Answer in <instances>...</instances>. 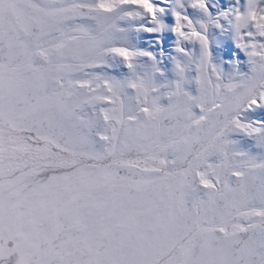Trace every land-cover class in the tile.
<instances>
[{"label":"snow or ice","instance_id":"6c2138e0","mask_svg":"<svg viewBox=\"0 0 264 264\" xmlns=\"http://www.w3.org/2000/svg\"><path fill=\"white\" fill-rule=\"evenodd\" d=\"M0 264H264V0H0Z\"/></svg>","mask_w":264,"mask_h":264}]
</instances>
